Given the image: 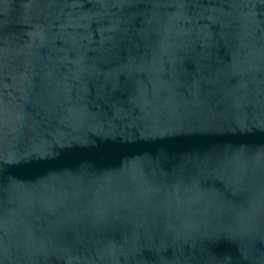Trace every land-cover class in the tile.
<instances>
[{"label":"water","instance_id":"95a60500","mask_svg":"<svg viewBox=\"0 0 264 264\" xmlns=\"http://www.w3.org/2000/svg\"><path fill=\"white\" fill-rule=\"evenodd\" d=\"M0 264H264V0H0Z\"/></svg>","mask_w":264,"mask_h":264}]
</instances>
